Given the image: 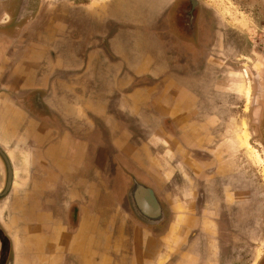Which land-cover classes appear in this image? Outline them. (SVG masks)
I'll list each match as a JSON object with an SVG mask.
<instances>
[{
    "label": "crops",
    "instance_id": "1",
    "mask_svg": "<svg viewBox=\"0 0 264 264\" xmlns=\"http://www.w3.org/2000/svg\"><path fill=\"white\" fill-rule=\"evenodd\" d=\"M21 1L0 0V149L11 173L9 183L0 155V191L10 190L0 264H102L106 253L110 264H164L166 231L198 229L201 240L208 229L212 212L193 206L214 159L222 171L221 158L245 151L229 102L253 88L241 58L223 37L202 40L201 55L199 44L165 41L160 14L173 0ZM172 43L190 62L173 60ZM116 180L150 188L182 225L138 223ZM202 252L195 264H212Z\"/></svg>",
    "mask_w": 264,
    "mask_h": 264
},
{
    "label": "flooded vegetation",
    "instance_id": "2",
    "mask_svg": "<svg viewBox=\"0 0 264 264\" xmlns=\"http://www.w3.org/2000/svg\"><path fill=\"white\" fill-rule=\"evenodd\" d=\"M35 2H37V0H22L19 3L20 7L26 5V7H29V10L33 9L36 5ZM70 2L80 5L90 3L91 1L70 0ZM14 4L17 6V3H10L12 7L16 8ZM253 13V17L256 21L259 22L260 25L264 26V6H262V2H259V5L255 7ZM160 20L162 24H168L167 29H162V37L165 41L191 42L193 44H199L196 51L197 55H201L202 53L200 45L202 40L208 38V40L219 43L221 42V37H223L225 42L224 52L232 57L234 54H238L237 57L241 58L240 65L242 68L246 69L248 74L247 85H251L253 88H264V64H261V60L259 59L261 58V53L258 48H256L255 45L252 46L248 44L246 40L248 37L242 34L239 30L237 32V29L230 25L226 26V24H223L221 27L222 30L217 28L214 25L215 21L213 14H209L204 11V8L200 4L199 0H175L168 12L160 14ZM173 25H175L176 30H180L182 33H179V31L177 33L176 30L174 32ZM204 27H209V31L207 30V32H205ZM216 30L219 31L218 35H216ZM220 32L228 34L227 37L222 36ZM231 93L229 94L230 97L233 96ZM246 94L247 88H245L244 95L239 94L242 100L245 99ZM229 102L231 104V115L235 114V116H239L241 124L244 125L245 122L242 120L244 119L242 117L244 115H241L240 112L243 111V106L233 102L231 98H229ZM252 123L255 122L252 121ZM241 130L240 133L242 132L245 138V129ZM244 152L240 153L238 156H233V164L228 163V158H221L226 164L222 171H219V168L217 167L219 158L214 159L213 165L216 168V171L207 172L210 176L213 175V177H211L210 183L207 184V186L200 189L202 190L204 196L200 197V200L198 198V200L194 202L195 204L193 206L199 216H201V211L206 209L205 207L209 208L212 212L213 218L207 222L208 229L204 231L206 233L203 235L201 240H197L199 236L198 232L200 231L198 229H193L192 232L183 235L180 239L176 233L173 234L170 230L166 231L165 234L167 240L171 241L172 245L170 246V244L167 243L164 247L166 250V260L164 264H195L196 258L200 257L202 251L204 258L211 259L212 264H229L230 262L228 261L230 260L232 247H236L237 250L239 247H243V244H236V242L243 241V239L238 238H240L239 233H241L246 200L247 198H250L252 189L251 187H246V165L235 163V159H237ZM0 155L5 161V168L7 171L6 179L8 180L9 177L10 183L11 173L9 174L8 172L9 161L5 159L1 149ZM230 158L231 157H229V161ZM107 159L109 160V158ZM109 162L111 163L110 160ZM208 163L211 162L208 161ZM102 164L104 169H106L107 172H110V167H112L113 164L111 163L109 166H106L103 161ZM118 182L119 181L116 180L114 186L118 189V193L121 198L127 200L125 207H127V209L131 212V215L138 223L147 227L155 226L157 223L161 224L165 221L167 224L169 223V221L166 220L167 215L164 211V207L158 203L159 201L150 188L141 187V185L136 184L132 187L131 185L128 187L127 180H125L124 183ZM102 184L106 183L103 182ZM8 187L3 188L0 191V196L7 195L10 191ZM20 196L21 194H19V197ZM150 198L153 200H150ZM154 201L155 203L157 202L159 206L158 204H155ZM170 223H175L176 225L180 224L181 226L183 222L180 223L178 219L173 222L170 221ZM69 225L73 227L76 225L74 208L70 210ZM258 232L260 234L259 236H261L263 230L259 229ZM174 239L176 240V243L172 241ZM104 241L105 238H103V242ZM197 241H202L205 246H200V248L197 246ZM233 242L234 245H232ZM127 248L129 250V245ZM195 250H197V252L200 251L198 256ZM108 256V253L103 254L102 264H110ZM127 256L129 257V254ZM232 264H264V244L259 243L254 246L252 248V254L247 261H235L232 262Z\"/></svg>",
    "mask_w": 264,
    "mask_h": 264
},
{
    "label": "rangeland",
    "instance_id": "3",
    "mask_svg": "<svg viewBox=\"0 0 264 264\" xmlns=\"http://www.w3.org/2000/svg\"><path fill=\"white\" fill-rule=\"evenodd\" d=\"M89 1L94 2V0ZM199 1L204 11L213 14L214 25L217 28L221 29L223 24L230 25L236 28L237 32L239 30L248 37L246 39L248 44L255 45L258 48L261 53L259 59L261 64H264V26L260 25L253 17L255 7L259 5V2H262V6H264V0ZM134 22L136 23L137 20H134ZM138 23L141 22L138 21ZM173 30L175 32V25H173ZM178 31L182 33L180 30H176L177 33ZM220 34L225 37L228 35L225 32H220ZM172 46L174 47V54L171 57L174 61L178 63L190 62L187 54L189 49L186 51L184 46L178 48L175 43H172ZM192 55L194 54L192 53ZM231 94L233 95L231 100L243 106L244 109L240 112L241 115H244L242 120L245 122L241 127L245 129L246 150L235 159V163L246 165V187H251L252 194L246 200L241 233H239L240 238H238L243 239V241L236 242V244H243V247H239L238 250L236 247H232L229 264L235 261H247L252 254V248L259 243L264 244V88H247L244 100L241 99L239 94ZM252 121L255 123H252ZM102 157L103 163L109 166L111 163L107 157ZM233 160L234 158L231 157L229 163L233 164ZM258 228L263 230L261 236H259ZM232 245H234V242Z\"/></svg>",
    "mask_w": 264,
    "mask_h": 264
}]
</instances>
